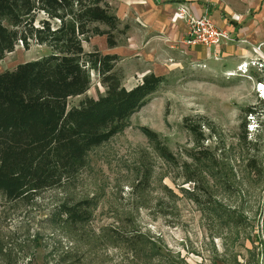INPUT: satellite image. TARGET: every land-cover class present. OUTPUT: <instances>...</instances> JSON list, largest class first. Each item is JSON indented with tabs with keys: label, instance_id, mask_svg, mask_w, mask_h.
<instances>
[{
	"label": "rangeland",
	"instance_id": "obj_1",
	"mask_svg": "<svg viewBox=\"0 0 264 264\" xmlns=\"http://www.w3.org/2000/svg\"><path fill=\"white\" fill-rule=\"evenodd\" d=\"M104 47V36L84 42L85 51ZM253 51L244 70L228 60L195 61L180 48L152 58L148 65L166 76L164 84L125 129L90 151L75 181L32 200L0 192V264H264V171L246 167L256 158L264 169V115L247 116L251 143L241 140L244 108L264 113V56ZM49 53L44 44L27 49L19 42L0 60V72ZM257 58L261 63L252 65ZM142 66V57L119 60L127 88L148 73ZM91 84L70 106L107 90L96 71ZM144 127L158 134L173 161ZM200 150L213 159H195ZM81 200L92 204L89 220L63 224L62 203Z\"/></svg>",
	"mask_w": 264,
	"mask_h": 264
},
{
	"label": "trees",
	"instance_id": "obj_2",
	"mask_svg": "<svg viewBox=\"0 0 264 264\" xmlns=\"http://www.w3.org/2000/svg\"><path fill=\"white\" fill-rule=\"evenodd\" d=\"M128 29L107 0H0V60L19 42L27 49L32 43L50 48L42 58L0 72V192L9 200H32L48 188L75 181L90 151L125 129L128 119L162 87L166 76L149 72L127 88L117 67L119 54L85 51L84 42L95 36L116 47ZM93 71L107 90L70 106V99L89 91ZM254 114L258 119L264 115L244 108L241 140L246 145L251 143L246 118ZM187 126L198 134L196 127ZM143 131L162 157L174 160L156 132L147 127ZM196 141L200 145L203 138ZM193 156L198 161L213 159L201 150ZM246 167L258 174L264 171L256 158L248 159ZM91 208L87 200L62 203L61 222L85 223Z\"/></svg>",
	"mask_w": 264,
	"mask_h": 264
},
{
	"label": "crops",
	"instance_id": "obj_3",
	"mask_svg": "<svg viewBox=\"0 0 264 264\" xmlns=\"http://www.w3.org/2000/svg\"><path fill=\"white\" fill-rule=\"evenodd\" d=\"M107 1L129 29L116 47L110 48L106 39L101 52L119 54L121 58L142 57V67L148 73L154 72L148 65L152 58L176 48L190 51L195 61L221 64L228 60L233 68L253 56V48L264 45V0ZM182 6L194 18L208 16L217 26L226 28L231 39L207 47L187 44L189 22L177 14ZM259 54L264 56L263 49Z\"/></svg>",
	"mask_w": 264,
	"mask_h": 264
},
{
	"label": "built area",
	"instance_id": "obj_4",
	"mask_svg": "<svg viewBox=\"0 0 264 264\" xmlns=\"http://www.w3.org/2000/svg\"><path fill=\"white\" fill-rule=\"evenodd\" d=\"M178 16L186 19L189 22V34L186 39L187 44L189 45H202V46H211V45H219L223 40L231 39V35L228 30L224 27L217 26L208 16H202L199 18H194L189 13V10L186 6H182L178 11ZM261 46L255 47L256 53L259 52ZM253 59L251 60V64L255 65L257 63H261L260 60ZM249 66L247 61H244L239 64V70H244ZM263 83H259L262 85Z\"/></svg>",
	"mask_w": 264,
	"mask_h": 264
}]
</instances>
